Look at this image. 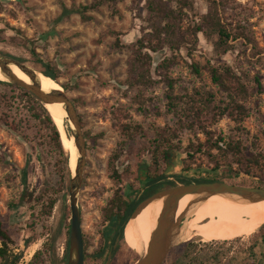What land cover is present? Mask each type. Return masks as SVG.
Masks as SVG:
<instances>
[{
    "label": "rangeland",
    "instance_id": "1",
    "mask_svg": "<svg viewBox=\"0 0 264 264\" xmlns=\"http://www.w3.org/2000/svg\"><path fill=\"white\" fill-rule=\"evenodd\" d=\"M94 1L0 0V57L20 60L31 67L40 66L29 52L33 49L43 64L55 69L58 76L56 82L60 87H66L67 92L63 91L74 103L80 117L85 136L86 160L77 202L86 255L94 254L104 244L102 232L106 224L103 222L102 210L115 189L121 188L126 202L134 201L141 195L146 187L145 181L139 179L141 171L148 172L153 167L149 142L156 129L172 126L176 122L173 113L167 111V88L164 82L153 84L148 89L129 88L126 84L131 58L129 47L150 31L147 0H115L119 16L112 14L109 6L102 5L86 13L92 17L89 22L81 21L75 13L57 22L61 14L59 2L67 9L75 10L79 6H89ZM164 1L170 7H175L174 3ZM188 1L189 7L184 10L185 25L198 21L208 12V5L203 0ZM235 2L245 6L244 12L251 15L252 38L262 50L260 58H252L249 51L245 55L239 54L240 50L217 58L213 51V39L199 34L192 54L187 56L181 50L177 64L170 71V77L175 80L174 96L191 94L195 89L216 92V87L205 72H202L201 78H197L189 69L191 63L203 66L207 61L226 63L235 71L245 73L249 79L257 75L264 88V0ZM112 32L121 35L119 39L125 46L123 49L114 47ZM22 39H26L27 43L24 44ZM169 55L168 49L157 53L154 65ZM153 77L158 79L155 74ZM6 90V87L0 86V95ZM13 97L15 105L11 111L6 108L9 104L0 101V222L11 240L7 245L8 255H20L18 264H28L33 255L42 250L44 243L50 241L53 245L50 260L46 264H66L63 259L66 251L67 261L68 234L63 224L65 227L69 225L70 212L63 198L67 195V189L43 224L35 225L33 215H37L38 211L31 209L33 203L20 200L23 172L26 185L35 192V197L52 181V135L40 122L29 118L24 98L18 94ZM248 107L249 117L244 123L248 134L243 136V146L249 152L264 154V94L253 97ZM3 113L7 116V124L4 123ZM123 124L135 130L132 140L125 141L124 145L120 130ZM232 126L223 119L214 130L224 136H233ZM58 134L65 157L68 158ZM198 137L202 141L203 138ZM191 139L188 131L180 132L181 147H185ZM112 154H118L115 168L119 173L120 185H115L110 178L107 164ZM187 166L190 168L185 172ZM210 169L211 165L201 155L195 156L193 162L187 161L181 148L171 158V165L162 167L161 173L166 177L165 181L178 184L175 176L192 181L199 173L209 174ZM235 182L243 186L251 184L252 180L241 176ZM62 201L65 202L64 207ZM153 206L130 221L126 230L123 229L124 243L139 255L148 250L153 227ZM42 225L47 229L42 228ZM257 229L250 234L229 237L225 241L203 239L206 241L203 242L198 237L191 241L198 245V255L226 251L227 261L236 257L235 264H250L243 260L241 253L246 250L250 235ZM206 243L212 245L204 247ZM104 251L107 257L110 249L105 246ZM171 251L167 256V264H172L174 260ZM262 252L264 254V249ZM118 257L119 263L123 264L129 255L126 250H122ZM227 261L223 260L221 264ZM0 264L7 263L0 260ZM255 264H264V259L256 260Z\"/></svg>",
    "mask_w": 264,
    "mask_h": 264
},
{
    "label": "trees",
    "instance_id": "2",
    "mask_svg": "<svg viewBox=\"0 0 264 264\" xmlns=\"http://www.w3.org/2000/svg\"><path fill=\"white\" fill-rule=\"evenodd\" d=\"M59 1V0H58ZM175 4L170 7L164 0H147L146 11L149 14L150 31L142 35L129 48L131 49V58L129 60V72L126 79L127 87H143L148 89L153 84L164 82L167 88L166 100L167 111L172 112L176 122L172 126H164L156 129L151 144L152 170L141 171L140 180L146 183L141 195L134 201L126 202L121 194V188L117 187L113 196L107 201L102 210L103 222L106 224L102 232L103 245L92 255H86L84 252V264H105V246L110 249V264L119 263V253L122 250L128 252L129 258L123 264H134L138 256L129 249L123 241V225L135 206L143 199L149 197L155 192L176 186L175 182L165 181V176L161 173L163 166L171 165V158L182 148L187 161L193 162L195 156L201 155L206 158L211 165L210 173L202 175L199 173L197 178L192 181L175 176L178 184L191 183H209L223 182L229 185L238 186L235 182L241 176L252 180L251 184L243 187H259L264 189V154L262 152L252 153L243 146V136H246L247 130L244 127L245 121L249 117V101L258 95L264 94V88L257 75L251 79L243 72L235 71L226 63H210L207 61L203 66L197 63H191L189 69L197 78H201L202 72L209 77L212 85L216 87V92L195 89L191 94L174 96V79L170 77V71L177 64L180 57V51L184 50L187 56H190L195 50L199 34L213 39V51L217 58L227 53L239 51V54L251 53L252 58H260L262 50L257 46L252 38V30L249 19L251 15L244 12L241 4H236L235 0H203L208 5V12L198 21L185 25L186 10L189 7L188 0H168ZM107 5L112 10V14L119 13L115 8V0H95L89 6H79L77 9H67L63 3L59 2L61 14L57 18L60 22L64 17L75 13L79 15L81 21L89 22L92 17L86 15L89 10ZM239 11L237 12V9ZM114 37V47L123 49L119 33H110ZM26 44V39H22ZM26 46V45H25ZM164 49L170 51V55L160 60L157 65L155 56ZM35 62L41 65H35L33 68L46 77L56 81L58 76L55 69L49 64H43L37 53L33 49L29 50ZM13 59V58H12ZM15 60V59H14ZM19 63H24L16 60ZM158 79H154L153 75ZM249 79V80H248ZM249 84H252L251 86ZM0 86L7 90L0 95V101L9 104L6 108L11 111L15 105V97L18 94L24 98L27 103L28 116L34 121L40 122L49 130L54 142L51 154V183L44 188L40 195L34 196L35 192L29 190L26 185L25 172L21 176L22 194L21 202L33 203L31 209H37V215H33L36 223L43 224L51 214L55 203L62 199L66 193L68 182V168L65 153L61 147L59 134L52 122V117L48 110L28 92L0 82ZM67 92L66 87L61 86ZM73 103V102H72ZM74 105V103H73ZM75 107V106H74ZM4 123L8 119L5 113ZM80 118V117H79ZM52 119V120H51ZM223 119L228 120L233 126V136H224L217 133L214 128ZM122 136L125 141L133 138L135 130L123 124L120 126ZM188 131L192 136L185 147H181L180 132ZM68 135V133H67ZM198 136H201L202 141ZM69 137V135H68ZM84 140L85 136L83 135ZM118 154H112L108 161L110 178L115 185H120L119 173L115 168V162ZM185 172H188L189 166ZM65 202L62 201L64 207ZM155 203L147 206L141 213L148 210ZM63 223V222H62ZM61 223V226H62ZM130 223L124 228L129 227ZM68 234L69 225L63 224ZM42 228L47 229L44 225ZM118 239L117 246L113 249L115 240ZM227 238H219L214 241H225ZM203 242H206L202 240ZM8 232L3 229L0 222V260L7 264H18L20 255H8L7 245L10 243ZM226 243V242H223ZM216 244V243H215ZM53 242L44 243L41 251L36 252L28 264H46L50 260V251ZM83 241V248H84ZM212 245L203 244L204 247ZM198 245L193 241L186 242L171 253L174 256L172 264H221L226 260L227 252L214 251L208 254L198 255L196 253ZM264 249V224L261 225L249 237V245L241 254L244 261L255 264L256 260L264 259L262 250ZM169 255V254H168ZM49 259V260H48ZM237 258H230L226 264H235ZM66 262V251L63 263ZM163 264H167V257Z\"/></svg>",
    "mask_w": 264,
    "mask_h": 264
},
{
    "label": "water",
    "instance_id": "3",
    "mask_svg": "<svg viewBox=\"0 0 264 264\" xmlns=\"http://www.w3.org/2000/svg\"><path fill=\"white\" fill-rule=\"evenodd\" d=\"M9 65L16 66L21 72L27 75L31 84L27 85L18 80L7 68ZM36 73L37 72L33 68L19 63L12 58L0 57V74L6 80L3 83L13 85L28 92L39 101L42 106L46 104H62L67 120L72 125V128L68 125L67 130L69 137L73 138L77 156L73 174L69 168L68 157V188L67 195L63 198V200L68 203L70 212L66 264H84L81 214L77 202V197L83 184V169L86 160V144L83 137L82 123L72 101L63 89L61 88V91H50L48 93L42 92L36 78ZM54 126L56 127L55 124ZM185 196H191V199L188 201L183 211L177 216L179 202ZM213 196H219L236 203L253 204L264 201V189L259 187L229 185L223 182H209L191 183L187 185L176 184L174 187L155 192L135 206L123 225L124 229L130 221L136 219V217L150 204L161 203L156 226L150 235L148 251L143 255L136 253L138 259L134 264H163L172 249L196 237L194 234H191L187 238V223L192 217V208L199 203L207 201ZM117 242L118 239L115 240L113 249L117 245ZM110 259L111 253L107 256L105 264H109Z\"/></svg>",
    "mask_w": 264,
    "mask_h": 264
},
{
    "label": "bare ground",
    "instance_id": "4",
    "mask_svg": "<svg viewBox=\"0 0 264 264\" xmlns=\"http://www.w3.org/2000/svg\"><path fill=\"white\" fill-rule=\"evenodd\" d=\"M7 68L18 80L27 85L31 84L29 77L21 72L16 66L9 65ZM36 72V78L42 92L48 93L50 91H61V87L56 81L46 77L47 75L44 76L38 71ZM0 81H6L1 74ZM43 108L48 110L53 119L52 121H54L53 123L56 125L60 133L64 150L68 153L69 167L73 169L71 170V173L73 174L77 155L73 138L68 137L67 135L68 125L70 128H72V125L67 120L62 104H46ZM190 199L191 196H185L180 200L177 216L183 211ZM153 207L152 231L156 226L161 203H155ZM191 213L192 217L187 223V238L191 234H194L201 240L205 239L207 241H212L219 238L250 234L252 230L259 228L264 223V201L253 204H242L228 201L219 196H213L207 201L194 206Z\"/></svg>",
    "mask_w": 264,
    "mask_h": 264
},
{
    "label": "flooded vegetation",
    "instance_id": "5",
    "mask_svg": "<svg viewBox=\"0 0 264 264\" xmlns=\"http://www.w3.org/2000/svg\"><path fill=\"white\" fill-rule=\"evenodd\" d=\"M82 241H83V239H82Z\"/></svg>",
    "mask_w": 264,
    "mask_h": 264
}]
</instances>
